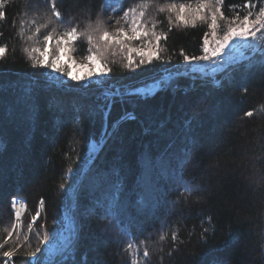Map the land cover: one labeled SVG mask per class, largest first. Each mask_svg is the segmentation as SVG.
Instances as JSON below:
<instances>
[{
    "label": "trees",
    "instance_id": "trees-1",
    "mask_svg": "<svg viewBox=\"0 0 264 264\" xmlns=\"http://www.w3.org/2000/svg\"><path fill=\"white\" fill-rule=\"evenodd\" d=\"M51 2L0 0V264H33L32 252L47 264L71 242L56 264H264V54L214 85L185 74L204 61L185 57L203 56L205 38L210 50L223 32L159 11L199 0L121 1L115 18L147 4L141 24L167 35L151 62V35L126 41L144 57L103 47L105 0H55L61 19ZM261 8L264 0H224L220 22L255 20ZM71 27L83 35L61 55L55 40ZM49 32V62L59 56L83 79L33 66ZM93 50L103 56L97 71H111L88 78L69 54ZM173 72L152 95L131 92ZM92 143L101 148L91 159ZM15 198L26 201L20 231Z\"/></svg>",
    "mask_w": 264,
    "mask_h": 264
},
{
    "label": "snow or ice",
    "instance_id": "snow-or-ice-1",
    "mask_svg": "<svg viewBox=\"0 0 264 264\" xmlns=\"http://www.w3.org/2000/svg\"><path fill=\"white\" fill-rule=\"evenodd\" d=\"M113 0H106V3L111 4ZM115 2H119V0H115ZM224 4V0H199V2L196 4L195 7H193L191 4H185L180 3L177 5L175 2L171 4H167L164 6L159 7L160 12H164L165 10L174 12L176 14V20L184 25L191 24L192 26H197V23L206 24L207 27L211 30V34L213 37H216L218 35V30L223 32V36L220 39L216 40V47L209 50V41L207 38L204 40V55L200 57L192 56V57H185V60L187 61H193V60H211L214 57H219L226 47L230 45V42H232L234 39H240L243 41H257L258 33L261 32L262 29H264V8H261L259 12L257 13V17L255 20H251L250 17L252 16L251 12H248L247 15L243 17L242 20H239V23H233V21H228L226 25L221 24V20L224 19V13L221 10V6ZM137 7H141V11L139 12L138 16L136 15L137 8L131 7L128 9L127 12H125V18L129 17V14H132L131 17V34L125 31L123 27H119L116 29V34H110L107 30H103L100 35V40L105 41V45L103 46L105 49L109 47L112 43H115L119 45L121 48H129V44L126 43V41H135L141 39V37H149L154 36L155 37V45H153L152 40H148L147 43L149 45H152L157 48L156 52L149 51L147 53V60L151 62L153 56H158V45L161 39H166L167 35L163 34H156L155 29V23L152 24V30H149L147 28L146 24H141L140 18L144 17L145 11L143 9L147 8V4L145 5H138ZM51 12L52 14L57 18L61 19L62 14L59 10H57L55 0H52L51 2ZM5 17L4 12H0V19H3ZM234 19L238 20L239 17H235ZM102 23V22H101ZM118 23V21H117ZM95 30V29H93ZM40 29H37V32H39ZM54 31V30H53ZM83 35V33H78L77 27H71L69 28L63 36H59L56 38L55 43L60 46L59 51L61 55L64 54L66 46L69 43H74L76 40L80 38V36ZM43 40L45 42V48H34L32 49L33 52H38L40 55V59L36 60L34 63L35 66L39 67H48L52 69L53 71L60 72L61 75L66 74L67 76L71 77L73 80H81L83 77L79 75L73 74L71 71H68L65 73V70L63 67H61L60 64V57L57 56L56 58L52 59L51 62H49L48 59V52H49V43L53 40V33L49 32L47 35L43 37ZM88 41H92L91 34L88 35ZM95 48H99V44L94 45ZM7 46L6 45H0V59H3L7 52ZM129 51H136L139 52L141 57L145 56V53L142 49L137 48H129ZM262 51H264V48H262ZM210 53V54H209ZM88 60L91 62H97L98 60H102L103 56L102 54H98L96 51H92L91 55H89ZM133 58L131 55L128 56V67H131L133 64ZM140 64H144L145 60L142 58L139 61ZM111 71V69L107 68L106 64L103 68L100 69L98 72L96 68H92L88 72V78H91L95 75H106ZM248 117H251L253 115L252 111H249L246 113ZM63 187V185L61 186ZM14 203V201H13ZM161 239H164V236H161ZM173 239H175V234L173 235ZM129 248H131V244L128 245ZM39 251V249L37 250ZM4 257H10L12 256L11 251H5L3 252ZM144 257L149 256V252L147 249L143 252ZM31 257H36V252L31 253ZM30 264V262H29Z\"/></svg>",
    "mask_w": 264,
    "mask_h": 264
},
{
    "label": "built area",
    "instance_id": "built-area-1",
    "mask_svg": "<svg viewBox=\"0 0 264 264\" xmlns=\"http://www.w3.org/2000/svg\"><path fill=\"white\" fill-rule=\"evenodd\" d=\"M262 48H264V29L258 33L257 41L235 39L230 42V45L226 47L219 57L198 62L194 64L191 70L188 72L186 71L185 74L192 78L209 79L214 85H219L230 70L237 66L251 64L258 56L264 54ZM179 75L178 72L169 73L162 78L160 82L149 84L145 88L139 89L137 92L140 91L139 93L142 92V94L148 93L149 95H152L161 87V84H164ZM131 92H136V89ZM76 236L77 229H73L71 233V241H74ZM62 256H69L67 250L58 254V258Z\"/></svg>",
    "mask_w": 264,
    "mask_h": 264
},
{
    "label": "rangeland",
    "instance_id": "rangeland-1",
    "mask_svg": "<svg viewBox=\"0 0 264 264\" xmlns=\"http://www.w3.org/2000/svg\"><path fill=\"white\" fill-rule=\"evenodd\" d=\"M121 1L122 0H119V2L117 3V2H115V0H113V2L111 4H108V3H106V0H105V2L103 4L102 13H101L102 20H103V27L110 34H116V29L119 28V27H123L126 32L131 34L130 23H131L132 14L130 13L129 17L125 18L124 14H125V12L128 11V10H126L121 17L115 18V16H114L115 12L116 11L118 12L120 10V8H121ZM138 14H139V11L137 9L136 15L138 16ZM117 21H118V23H117ZM64 34L65 33L63 31H61L59 36H63ZM208 47H210V46H208ZM215 47H216V42H215V44L213 45L212 48H215ZM212 48H210V50ZM69 55H70L71 64L75 67V69L78 72H81L83 74H87L88 75V72H89L90 69H92V68H96V70L99 69V66H100V62L99 61L94 63V62H91V61L88 60L87 57L89 55H91V54L83 56V55H80V54L75 52V53H72V54H69ZM136 91H138V90H136ZM99 150H100V145H99V147H97V146L91 147V150H90L91 159L95 158V156L97 155ZM75 208H76V205H75ZM22 215H23V211H19L18 214L15 215V223H16V226L19 227V230L21 229L20 225H21ZM39 219H40V215L38 214L35 217V222H38ZM72 231H73V229L71 228L69 230V239L70 240H71ZM38 259H39V257H38Z\"/></svg>",
    "mask_w": 264,
    "mask_h": 264
},
{
    "label": "bare ground",
    "instance_id": "bare-ground-1",
    "mask_svg": "<svg viewBox=\"0 0 264 264\" xmlns=\"http://www.w3.org/2000/svg\"><path fill=\"white\" fill-rule=\"evenodd\" d=\"M224 78H225V77H224ZM195 79H196V78H195ZM199 79H200V78H199ZM221 84H222V82H221ZM156 86H157V85H156ZM156 86H155V87H156ZM94 149H95V148H94ZM77 196H78V195H77Z\"/></svg>",
    "mask_w": 264,
    "mask_h": 264
},
{
    "label": "water",
    "instance_id": "water-1",
    "mask_svg": "<svg viewBox=\"0 0 264 264\" xmlns=\"http://www.w3.org/2000/svg\"><path fill=\"white\" fill-rule=\"evenodd\" d=\"M19 201H21V199L19 200ZM23 201V200H22ZM25 201V200H24ZM25 203H26V201H25ZM43 207V206H42Z\"/></svg>",
    "mask_w": 264,
    "mask_h": 264
}]
</instances>
